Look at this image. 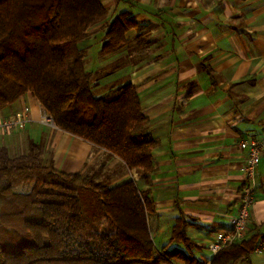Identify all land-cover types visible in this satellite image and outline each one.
<instances>
[{
	"label": "crops",
	"instance_id": "1",
	"mask_svg": "<svg viewBox=\"0 0 264 264\" xmlns=\"http://www.w3.org/2000/svg\"><path fill=\"white\" fill-rule=\"evenodd\" d=\"M102 3L113 16L128 11L138 24L125 33L129 45L123 51L93 59L92 67L89 60V70L99 71L94 88L132 82L148 130L156 139L150 174L128 170L118 158L109 157L123 170L114 178L108 173L109 182L115 185L131 178L140 189L148 190L153 199L148 225L158 249L182 248L193 257L189 264H212L209 242L218 230L229 228V217L236 213L245 186L242 166L247 151L238 143L244 136L264 134V0ZM140 40L143 46L138 49ZM116 61L123 64L106 69ZM13 104L0 114L28 105L33 121L20 131L0 133V147L9 151L19 145L23 151L32 139L41 144L48 160L59 169L63 165L66 172H91L97 156L106 158L102 149L76 135L37 121L45 111L30 93ZM181 221L194 242L189 247L170 240ZM262 232L264 153L256 169L245 237ZM161 264L188 262L174 257ZM227 264H264V241L247 259Z\"/></svg>",
	"mask_w": 264,
	"mask_h": 264
},
{
	"label": "trees",
	"instance_id": "2",
	"mask_svg": "<svg viewBox=\"0 0 264 264\" xmlns=\"http://www.w3.org/2000/svg\"><path fill=\"white\" fill-rule=\"evenodd\" d=\"M107 16L102 0H0V110L30 93L57 127L147 176L156 139L135 85L123 81L95 89L99 71L85 66L98 33L105 58L129 45L125 33L138 24L126 10ZM26 147L14 156L0 147V264L192 261L182 248L155 246L147 219L153 199L133 179L115 185L108 176L103 180L104 162L93 172L62 171L50 159L43 162L40 143L28 139ZM25 183L27 190L14 189ZM170 240L194 243L183 221ZM259 241L264 232L223 247L211 263L247 259Z\"/></svg>",
	"mask_w": 264,
	"mask_h": 264
},
{
	"label": "built area",
	"instance_id": "3",
	"mask_svg": "<svg viewBox=\"0 0 264 264\" xmlns=\"http://www.w3.org/2000/svg\"><path fill=\"white\" fill-rule=\"evenodd\" d=\"M30 121H33V118L30 115V107L28 105H24L21 109L12 113L0 114V133L20 131ZM37 121L50 126H56L52 117L47 112L43 113ZM238 145L241 149L247 151L246 163L242 166L245 186L241 191L236 213L229 217V228L218 230L209 242V248L213 255L223 247L245 237L249 207L252 203L253 191L256 187V169L264 153V134L244 136Z\"/></svg>",
	"mask_w": 264,
	"mask_h": 264
},
{
	"label": "rangeland",
	"instance_id": "4",
	"mask_svg": "<svg viewBox=\"0 0 264 264\" xmlns=\"http://www.w3.org/2000/svg\"><path fill=\"white\" fill-rule=\"evenodd\" d=\"M114 16L109 12L108 13V16H107V19H111V18H113ZM99 34V33H98ZM97 34V35H98ZM90 48H89V52H90V57L88 58V60L86 61V68L87 69H89V60L91 59V63H90V66L92 67L93 66V64H94V62H92V60L93 59H98V58H100V53H99V49H100V41L99 40H95V41H93V43L91 44V46H89ZM97 62V61H96ZM114 65V64H113ZM112 64H108V65H106V69H108L109 67H111V66H113ZM96 75V74H95ZM121 82V81H120ZM18 100L19 99H17L14 103H18ZM14 104H12V105H10L9 107H11V106H13ZM7 112V110H4V109H2V110H0V113H6ZM1 138V137H0ZM2 138H6V137H2ZM19 146V145H18ZM17 145H12L10 148H9V151H8V153L11 155V156H14V155H17V154H19L20 152H25L26 151V149H27V147H24L23 148V151H19L20 150V147H18ZM26 146H27V143H26ZM42 160H43V162L45 161H48V155L47 154H42ZM107 158H104L103 156H101V155H99V156H97L96 158H95V160L91 163V169L89 170V171H91V172H93V171H95V170H98L99 168H100V161H103L102 163L105 165V166H103L102 167V171L103 172H101V175H100V178H102L103 180H106L107 179V174L108 173H110V175H112V178H114L115 177V175L117 176V175H119V174H121L122 172H123V170H122V166H120L119 165V163L118 162H116L113 158H110V159H108L107 161ZM105 161H106V163H105ZM108 162V163H107ZM119 165V166H118ZM60 169L61 170H65L64 169V167H63V165H60ZM112 169H115L114 170V172L112 171V172H110V170H112ZM87 172H88V170H87ZM108 178H109V176H108ZM107 181V180H106ZM109 181V180H108ZM28 186H29V184H27V183H25V184H20V185H17L14 189L15 190H17V191H25V190H27L28 189Z\"/></svg>",
	"mask_w": 264,
	"mask_h": 264
}]
</instances>
